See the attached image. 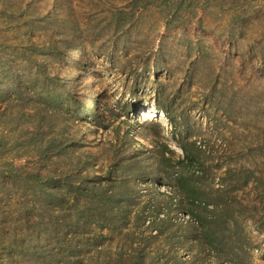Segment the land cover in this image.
I'll return each mask as SVG.
<instances>
[{
  "label": "rangeland",
  "instance_id": "obj_1",
  "mask_svg": "<svg viewBox=\"0 0 264 264\" xmlns=\"http://www.w3.org/2000/svg\"><path fill=\"white\" fill-rule=\"evenodd\" d=\"M0 264H264V0H0Z\"/></svg>",
  "mask_w": 264,
  "mask_h": 264
},
{
  "label": "trees",
  "instance_id": "obj_2",
  "mask_svg": "<svg viewBox=\"0 0 264 264\" xmlns=\"http://www.w3.org/2000/svg\"><path fill=\"white\" fill-rule=\"evenodd\" d=\"M196 208H197V207H196ZM200 210H203V209L200 208V207H198V208L195 210L196 213H194V216H195V214H196V217H195V218H197V222H198V223H202V222H203V218H204V215H203L202 211H200Z\"/></svg>",
  "mask_w": 264,
  "mask_h": 264
}]
</instances>
